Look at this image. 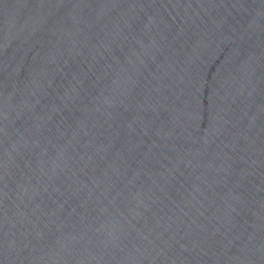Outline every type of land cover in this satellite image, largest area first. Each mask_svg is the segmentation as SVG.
<instances>
[{
    "label": "water",
    "instance_id": "obj_1",
    "mask_svg": "<svg viewBox=\"0 0 264 264\" xmlns=\"http://www.w3.org/2000/svg\"><path fill=\"white\" fill-rule=\"evenodd\" d=\"M0 264H264V0H0Z\"/></svg>",
    "mask_w": 264,
    "mask_h": 264
}]
</instances>
